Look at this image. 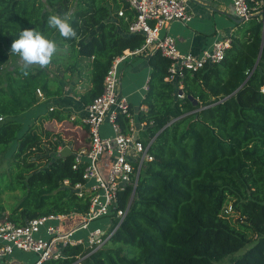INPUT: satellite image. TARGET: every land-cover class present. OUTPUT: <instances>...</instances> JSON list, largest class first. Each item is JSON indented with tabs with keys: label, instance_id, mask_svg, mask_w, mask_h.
<instances>
[{
	"label": "trees",
	"instance_id": "obj_1",
	"mask_svg": "<svg viewBox=\"0 0 264 264\" xmlns=\"http://www.w3.org/2000/svg\"><path fill=\"white\" fill-rule=\"evenodd\" d=\"M67 11L74 13L73 39L47 27L49 15ZM134 15L124 0H0V220L22 224L87 210L88 195L61 184L81 179L80 165L71 167L72 145L59 155L66 143L45 126L70 113L29 110L62 93L61 81L77 72L81 57H90L89 87L78 98L85 105L98 95L112 58L143 42V34L128 31ZM31 27L54 38L58 51L25 75L9 53ZM228 37L221 59L185 69L177 80L166 79L168 57L146 54L144 108L133 118L144 123L145 138L153 136L152 157L128 202V189L117 191L116 205L125 209L118 227L79 264H209L241 247L224 264H264V21L252 13ZM116 119L127 132L128 116ZM86 249L65 244L39 264H69Z\"/></svg>",
	"mask_w": 264,
	"mask_h": 264
},
{
	"label": "built area",
	"instance_id": "obj_2",
	"mask_svg": "<svg viewBox=\"0 0 264 264\" xmlns=\"http://www.w3.org/2000/svg\"><path fill=\"white\" fill-rule=\"evenodd\" d=\"M124 1L135 13L128 25V31L143 34V42L138 47L125 50L112 58L103 75L100 93L84 105L79 120L86 129L87 142L72 150L71 164L72 168L80 165L81 179L72 185H69L66 178L61 181L62 185L71 186L78 195H88L87 210L81 213L77 224L68 227H62L61 219L66 214L61 213L36 216L22 224L7 219L0 220V264L14 249L34 253L31 264H39L45 258L60 255V247L63 245L77 243L87 249L69 264H79L83 256L100 247L120 224L125 209L116 205L117 191L125 186L129 191L127 202L130 200L141 170L152 157L148 147L153 137L137 136V133L143 130L144 123L135 121L127 96L117 88L120 61L129 55L147 54L158 50L169 58L166 79L177 80L185 69H194L203 63L221 59L229 45L228 35L216 34L209 46L201 49L199 53L178 49L176 38L163 29L172 20L182 24L191 20L192 14L186 8L185 0ZM229 1L235 17L246 18L256 13L263 23V0ZM258 4H262L261 8L256 7ZM117 14H122V11L118 10ZM160 29L163 31L162 35L159 34ZM142 88L146 90L147 85L144 84ZM36 92L41 94L38 88ZM176 96H181L177 90ZM118 113L128 116L127 132L119 127L116 119ZM69 119H74V116ZM103 122L109 125V132L105 134L100 133V125ZM104 161L106 163L103 169L101 163ZM102 216L109 217L104 228L95 226L88 229L84 237L75 235L77 230L87 228L91 220ZM41 230L47 237L40 235Z\"/></svg>",
	"mask_w": 264,
	"mask_h": 264
},
{
	"label": "crops",
	"instance_id": "obj_3",
	"mask_svg": "<svg viewBox=\"0 0 264 264\" xmlns=\"http://www.w3.org/2000/svg\"><path fill=\"white\" fill-rule=\"evenodd\" d=\"M185 5L192 14L191 20L185 25H182V23H180L179 21L172 20L169 21L166 27L163 29L176 38V45L181 51L199 53L201 49L209 45L211 39L214 38V35H228L233 27L234 22L228 16H234L229 0H185ZM209 20H211V23L208 26ZM145 56V53L127 56L118 64L119 78L117 88L120 93H123L127 96L129 107L132 111L133 117L138 110L144 107L143 104H140V101L136 103L135 93L138 88L141 89L138 96V99L140 100L145 92V89L142 88V86L146 84L148 72L150 69ZM81 63H84V65L81 66ZM54 69L55 67H53V70ZM77 69V72L70 74L65 78V80L61 81L62 93L52 98H48L47 107L49 109V106H53L59 108L62 111H68L70 113L69 118L72 115L74 116V119H68L71 122L73 120H77L78 123H72L74 124V126L81 128L87 135L84 125L81 124L79 120V115L83 113L84 104L79 100L78 93L89 87L90 57H81L78 60ZM82 70L84 71L82 72ZM142 70H144V73L142 74V76L139 75V82L138 84L134 85V83L131 81L132 72H141ZM123 73L126 74V77L121 81L120 79L123 76ZM81 77L82 79H80ZM68 88L69 90H67ZM62 95H67L66 97L69 96L68 101L74 100L78 102L79 110L75 111L71 108V106L65 105V103L63 102L58 106L55 105L53 102H58L59 97ZM137 136L143 137L140 132L137 133ZM86 142L84 144H80L79 146L85 145ZM70 145L72 144H66L65 146L70 147ZM79 146L72 147V150L76 149ZM62 147H60V149ZM69 214H72V217L61 221L62 227L73 226L79 222L81 217L80 213L72 212ZM27 259L28 257L25 258V260L21 259L17 256L16 253L12 252V254L8 256L2 262V264H31L34 257L28 263Z\"/></svg>",
	"mask_w": 264,
	"mask_h": 264
},
{
	"label": "rangeland",
	"instance_id": "obj_4",
	"mask_svg": "<svg viewBox=\"0 0 264 264\" xmlns=\"http://www.w3.org/2000/svg\"><path fill=\"white\" fill-rule=\"evenodd\" d=\"M187 23H185V24H187ZM210 23H211V20H209L208 26L210 25ZM185 24H182V25H185ZM162 33H163V31L160 29L159 34L162 35ZM129 56H131V55H129ZM9 62L12 63V64L21 63L20 57L18 55H16L15 53H9ZM83 65H84V63H81V66H83ZM83 71L84 70H82V72ZM143 73H144V70H142L141 72H132L131 81L134 83V85L138 84L139 75L142 76ZM125 77H126V74L123 73V76L121 77L120 80L122 81V79H124ZM80 79H82V77ZM67 90H69V88ZM140 91H141V89L138 88L136 93H135L136 103L141 100V99L140 100L138 99ZM66 96L65 95L60 96L59 97V101L58 102L54 101L53 103L58 106V105L62 104V102H63V103H65V105L71 106V108L73 110H75V111L79 110L78 102L74 101L73 99H72L73 101H68V99H69L68 97L69 96L68 97H66ZM47 100H48V98L47 99L46 98H43V99L39 98L38 102L36 103V105H34L29 110V113L30 114H34V113H37V112H45V110L47 109V106H48V101ZM51 101H52V99H51ZM45 126L48 129H51V130L56 131V132H59L61 137H62V142L66 143V144H72V147L79 146L80 144H84L87 141L86 133L81 128H78V127L74 126V124L69 119H64V120H60V121L51 120L50 122H45ZM106 132H109V125L106 122H103L100 125V133L101 134H105ZM140 134L143 135V132H140ZM105 163H106V161L101 163L103 169L105 167ZM6 197L9 200L11 199V196H9V195H7ZM16 197H18V194H16ZM70 217H72V214L66 215L61 220L63 221L65 219H69ZM108 220H109L108 216H102V217L95 218V219L91 220L88 223L87 228H82V229L77 230L75 232V235L84 237L86 235L88 229H91V228H93L95 226H98L100 228H104L106 226V224L108 223ZM52 222L54 223V221H52ZM34 235H36V234H34ZM40 235L42 237H47V235L43 232V230L40 231ZM58 248H59V246H58ZM243 248L244 247H241L238 250H236V251H234V252H232V253H230V254H228V255L220 258V259H213V260L210 261L209 264H224L226 262V260H228L229 257H233V256L237 255L239 252H241L243 250ZM13 252L16 253L17 256L19 258H21V259L25 260V258L28 257L27 263L30 260H32L33 257H35V254L32 253V252H24V251H20V250H17V249H14Z\"/></svg>",
	"mask_w": 264,
	"mask_h": 264
},
{
	"label": "clouds",
	"instance_id": "obj_5",
	"mask_svg": "<svg viewBox=\"0 0 264 264\" xmlns=\"http://www.w3.org/2000/svg\"><path fill=\"white\" fill-rule=\"evenodd\" d=\"M74 13L67 11L49 15L47 27L58 31L65 39L77 37V31L72 26ZM58 51V45L54 38L48 37L44 32L35 27L25 28L19 32L18 37L11 44L10 53L20 57L21 71L25 75L33 65L41 68L48 66Z\"/></svg>",
	"mask_w": 264,
	"mask_h": 264
},
{
	"label": "water",
	"instance_id": "obj_6",
	"mask_svg": "<svg viewBox=\"0 0 264 264\" xmlns=\"http://www.w3.org/2000/svg\"><path fill=\"white\" fill-rule=\"evenodd\" d=\"M228 16H229V18H230L233 22H239V21L241 20L240 17H235V16H233V15H228ZM177 92H181L180 89H177ZM188 98L191 99L193 103H195V99L192 98L190 95H188ZM69 152H70L69 147L64 145V146L58 151V154H59V155H65V154H67V153H69Z\"/></svg>",
	"mask_w": 264,
	"mask_h": 264
}]
</instances>
